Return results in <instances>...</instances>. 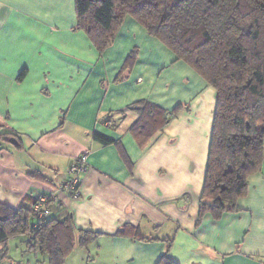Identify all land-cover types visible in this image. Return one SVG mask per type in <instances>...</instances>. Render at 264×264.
I'll use <instances>...</instances> for the list:
<instances>
[{"label":"crops","instance_id":"obj_1","mask_svg":"<svg viewBox=\"0 0 264 264\" xmlns=\"http://www.w3.org/2000/svg\"><path fill=\"white\" fill-rule=\"evenodd\" d=\"M77 23L75 0H0V202L49 200L40 209L50 218L95 234L66 264H155L164 255L264 264V160L234 210L201 207L215 89L132 16L102 54ZM143 100L178 113L141 144L133 126ZM85 151L75 198L65 184Z\"/></svg>","mask_w":264,"mask_h":264},{"label":"trees","instance_id":"obj_2","mask_svg":"<svg viewBox=\"0 0 264 264\" xmlns=\"http://www.w3.org/2000/svg\"><path fill=\"white\" fill-rule=\"evenodd\" d=\"M75 7L78 29L99 53L114 43L129 15L171 50L175 62L185 63L215 89L201 207L210 206L217 215L234 210L264 160V0H75ZM136 107L141 114L133 134L141 144L178 113V107L167 112L146 100ZM94 138L114 142L101 132ZM13 139L17 146L20 141ZM39 172L29 174L41 179ZM35 203L13 209L0 202V260L7 256L3 244L14 236L25 235L28 251L47 254L50 264H66L76 246L86 248L94 239L93 233L76 232L71 218L40 219ZM155 264L178 263L164 255Z\"/></svg>","mask_w":264,"mask_h":264},{"label":"rangeland","instance_id":"obj_3","mask_svg":"<svg viewBox=\"0 0 264 264\" xmlns=\"http://www.w3.org/2000/svg\"><path fill=\"white\" fill-rule=\"evenodd\" d=\"M27 241V237L23 240V237L21 236H14L7 239L3 244L7 250V256L0 260V264H50L49 256L47 254L42 253L40 250L28 251ZM91 261L93 263L94 258ZM104 263L105 262L103 261V264Z\"/></svg>","mask_w":264,"mask_h":264},{"label":"built area","instance_id":"obj_4","mask_svg":"<svg viewBox=\"0 0 264 264\" xmlns=\"http://www.w3.org/2000/svg\"><path fill=\"white\" fill-rule=\"evenodd\" d=\"M107 124V123H106ZM88 169V152L85 151L79 155L74 164L71 166L69 172L71 174L70 179L66 182L65 186L72 191L73 197L77 198L80 196L81 190L78 186L80 181V174L85 172ZM46 202L45 199H41L37 204L34 205V210L39 212L38 217L44 218L47 217L50 213L49 209L45 207L43 210L40 209V206ZM37 224H35V227Z\"/></svg>","mask_w":264,"mask_h":264}]
</instances>
